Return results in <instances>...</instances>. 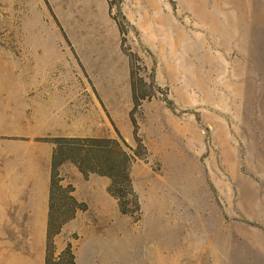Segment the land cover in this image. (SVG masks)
I'll return each instance as SVG.
<instances>
[{"label":"rangeland","instance_id":"obj_1","mask_svg":"<svg viewBox=\"0 0 264 264\" xmlns=\"http://www.w3.org/2000/svg\"><path fill=\"white\" fill-rule=\"evenodd\" d=\"M0 46L21 71L43 68L57 132L140 146L133 217L108 178L58 168L86 209L57 252L69 243L76 264H264V0H0Z\"/></svg>","mask_w":264,"mask_h":264},{"label":"crops","instance_id":"obj_2","mask_svg":"<svg viewBox=\"0 0 264 264\" xmlns=\"http://www.w3.org/2000/svg\"><path fill=\"white\" fill-rule=\"evenodd\" d=\"M6 52L0 46V264H44L54 149L45 139L87 136L45 122L43 68L21 71Z\"/></svg>","mask_w":264,"mask_h":264},{"label":"trees","instance_id":"obj_3","mask_svg":"<svg viewBox=\"0 0 264 264\" xmlns=\"http://www.w3.org/2000/svg\"><path fill=\"white\" fill-rule=\"evenodd\" d=\"M54 145L51 160L48 222L45 240L44 264H76L71 245L57 252L55 239L63 226L74 219L78 211H85L86 205L74 197V188L63 186L58 168L66 162L72 163L84 179L94 174L109 179L107 192L117 200L123 215L133 217L141 211V204L135 192L132 167L141 156L139 147L133 148L120 135L117 138H46Z\"/></svg>","mask_w":264,"mask_h":264}]
</instances>
